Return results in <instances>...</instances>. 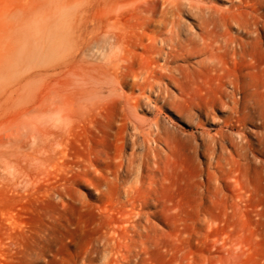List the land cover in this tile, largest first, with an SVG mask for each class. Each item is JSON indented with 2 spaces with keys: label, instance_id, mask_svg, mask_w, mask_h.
Returning a JSON list of instances; mask_svg holds the SVG:
<instances>
[{
  "label": "bare ground",
  "instance_id": "bare-ground-1",
  "mask_svg": "<svg viewBox=\"0 0 264 264\" xmlns=\"http://www.w3.org/2000/svg\"><path fill=\"white\" fill-rule=\"evenodd\" d=\"M128 1L88 0L84 5L75 0H0V12L4 14L0 19V179L6 180L13 194H33L42 201L55 193L64 195L67 183L75 180L74 169L86 167L82 159L72 158L70 146L77 134L87 129L83 124L101 116L103 104L112 97L121 99L135 119L140 98L151 101L155 93L154 104L162 98L184 117H192L194 108L199 113L195 129H201V133L204 123L200 115L210 119L215 108L226 109L222 127L210 135L211 152L214 147L225 150L226 143L238 157L240 149L251 150L248 140L235 143L229 132H235L241 121L250 120L246 111L249 101L244 102L245 111L241 112L235 99L241 90L246 99L250 88L245 82L240 87L237 67L244 65L251 76L259 70L264 74V61L262 67L258 64L264 48L258 19L242 22L234 1L225 9L204 5L201 0H136L127 7ZM159 1L164 6L158 26L161 29L143 44L138 31L147 18L139 15L149 2ZM185 13L196 17L198 32L181 20ZM235 27L242 28L243 35L251 39L233 36L230 31ZM138 49H142L136 74L139 96L129 98L121 92L124 70ZM192 57L200 58L196 66L216 77L217 91L210 102L187 103L190 67L202 71L190 66ZM168 88L178 90L182 104L170 100ZM259 88H264V78ZM152 125L154 136L149 138L147 133L144 143H167L164 126L158 119ZM237 134L242 135L239 131ZM147 147L149 151L143 157L146 163L157 154L156 146ZM132 162L130 159L129 166ZM221 163L216 162V171L226 173L234 187H239L233 195L235 207L242 198L241 161L230 152L224 165ZM207 180H213V175L209 174ZM28 182L35 184L24 189ZM124 192L126 199L117 212L107 204L102 208V218L110 229L105 227L102 232L105 246L111 256L116 255L110 264H125L132 250L143 246L138 247L144 243L142 238L148 239L152 225L150 214L144 212L150 205L148 198L136 195L137 190L135 195L127 189ZM124 246L126 254L122 253Z\"/></svg>",
  "mask_w": 264,
  "mask_h": 264
},
{
  "label": "rangeland",
  "instance_id": "rangeland-1",
  "mask_svg": "<svg viewBox=\"0 0 264 264\" xmlns=\"http://www.w3.org/2000/svg\"><path fill=\"white\" fill-rule=\"evenodd\" d=\"M130 1L127 7L136 3ZM231 1L242 13V22L247 23L252 17L258 19L264 45V0H201L217 9L231 7ZM163 7L161 1L149 2L139 15L141 19L147 18L138 31L143 44L159 30ZM3 18L0 12V19ZM181 20L198 32L194 15L185 13ZM242 31L235 27L230 32L249 41L251 38ZM133 54L126 63V79L121 88L129 98L139 96L136 74L142 49ZM199 59L192 57L188 62L202 70L190 67L185 96L189 105L210 102L217 91L214 74L196 66ZM263 61L264 48L258 61L261 67ZM236 72L241 88L243 82L250 85L246 99L242 90L235 96L241 112L245 111L244 102L249 101L246 111L250 120L241 121L229 135L235 143L248 140L251 150L240 149L238 157L226 143L225 150L214 147L211 152L210 135L222 127L226 109L215 108L210 119L200 115L199 120L204 123L201 133V129H195L196 114L199 116L196 109L190 111L192 117H184L162 98L154 104L156 93L151 101L140 98L142 107L139 104L136 119L121 99L106 98L101 116L83 124L87 129L77 134L70 146L72 158L82 159L86 167L74 169L75 180L67 183L64 195L55 193L43 201L33 194L19 196L12 193L6 180L0 179V264H110L116 255L111 256L105 246L102 232L110 229L102 218V208L107 204L117 212L126 199V189L131 194L137 190L136 195L148 198L150 205L144 207V212L150 214L152 225L149 240L144 236V243L138 245L145 247L137 248L140 253L133 249L125 264H264V88H259L264 74L259 70L251 76L244 65L238 66ZM168 94L172 102L182 104L177 89L168 88ZM99 96L105 98L107 93ZM156 119L168 134L167 143H144L147 133L149 138L154 136L152 123ZM237 131L242 133L241 137ZM147 146H156L157 154L151 156L156 164L144 160ZM230 152L241 161L242 198L235 207L233 195L239 187L236 189L231 177L214 168L217 161L224 165ZM209 174L213 180L208 182ZM34 184L28 182L24 189ZM123 248L122 253L126 254L127 248Z\"/></svg>",
  "mask_w": 264,
  "mask_h": 264
}]
</instances>
